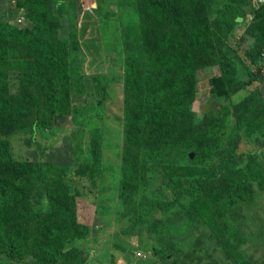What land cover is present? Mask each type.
Instances as JSON below:
<instances>
[{
    "label": "rangeland",
    "instance_id": "374dc122",
    "mask_svg": "<svg viewBox=\"0 0 264 264\" xmlns=\"http://www.w3.org/2000/svg\"><path fill=\"white\" fill-rule=\"evenodd\" d=\"M48 1L57 37L79 41L69 57L66 112L48 107L46 86L56 74L42 67L39 75L33 56L0 63V174L36 162L63 174L29 185L0 214L5 228L20 231L42 215L43 242L51 221L78 228L74 236L65 231L58 253L41 252V264H126L131 242L160 264H264V78H255L264 76L261 0ZM23 3L16 9L18 0H0V22L22 27ZM198 26H209L208 39ZM18 47H6L15 60ZM235 180L246 204L228 206L222 187ZM215 207L231 209L227 237ZM0 264L31 258L0 254Z\"/></svg>",
    "mask_w": 264,
    "mask_h": 264
},
{
    "label": "trees",
    "instance_id": "16d2710c",
    "mask_svg": "<svg viewBox=\"0 0 264 264\" xmlns=\"http://www.w3.org/2000/svg\"><path fill=\"white\" fill-rule=\"evenodd\" d=\"M24 1L26 3H23ZM65 2L66 0H57V5L63 7ZM231 2L237 4L235 0H232ZM22 3L25 4L27 8L23 13L25 16V23L22 27L19 28V26L17 27L16 25L8 26L7 24L0 22V41L3 40V45L0 44V63L5 65H15L19 63L18 61L21 56H33L39 75L41 74L40 70H44L42 67L47 68L56 74V76L51 77L46 86V93L49 97L48 107L54 110V112H66L63 108H60L64 101V91L65 93L67 91V99L69 97V74L72 75L73 73V69L70 67L71 65L69 66V57L71 52L79 48V41L77 43L76 39L71 37H57L55 31L57 21L48 0H18V7L15 8L19 9L22 6ZM256 8H264V1H259ZM234 10V8H229L227 12ZM231 18L238 23L243 20L237 15L230 17V20ZM229 22L230 21H221L220 24L228 26ZM71 29L72 31H76L77 27H73L72 23ZM207 30H209V26L208 28H203L201 26L197 27V33H202L201 35L204 40L209 38ZM211 33L213 34L214 31ZM7 44H20L22 46L18 47L19 50L15 52V55H19V57L16 58L17 61L12 57L14 56V53L11 56L6 49ZM153 54L154 52L149 49L146 53V61L151 62V56ZM128 74L134 77L136 71L131 67L128 70ZM5 75L6 72L3 71V76ZM255 78L256 80H261L264 76L261 74V71H257ZM130 82L131 79L129 77L124 82L128 97L133 94L132 87L129 85ZM125 115V120L127 119L129 121L126 125V128L128 129L129 123L134 120L131 113V105L129 104L126 107ZM149 119L153 121L161 120L158 114H150ZM143 133H145L144 130ZM134 139L135 138L131 136L130 141H133ZM46 166L48 169L44 170L45 164L42 162H36V164L22 163L12 168V170L15 168V172L12 175L0 174V207L5 204L0 210L2 217L18 204L17 201L25 197L29 185H45L46 183H49L48 179L50 178L60 180L63 174L62 168L51 164H46ZM98 168L99 167H97L95 172H99ZM235 184H240V182L235 180L233 183H228L222 187V192L227 199L228 206L246 204V194L242 195L243 190L238 189L239 187ZM241 187L243 186L241 185ZM58 195L53 193L50 189L51 198H57ZM230 210L229 207L227 210H225V208L223 210L220 207H215L213 209L214 215L221 218L218 230L221 234H225V237L231 234L230 220L228 215H226ZM41 216L42 215L34 217L32 222L28 223L26 227H23L20 231L5 228V224L1 220L0 254H4L9 260L30 257L31 264H41L42 256L44 255L41 254V252L48 251L49 254L50 252L56 254L58 253V249H56L58 247L57 244L68 240L65 231H68L67 233L69 236H74L79 232L74 224L76 220L72 222V225L74 224L75 227L71 229H66L61 222L56 223L51 221L48 223V230L45 232L48 241L43 242L39 235L42 227L46 225L47 220H41ZM58 237L61 238V240H59ZM139 248L145 252L140 246ZM123 256L126 264L161 263L158 258L150 253L147 254L145 260L135 261L134 251L130 243L127 245L126 249H123ZM75 264H85V259L81 262H76Z\"/></svg>",
    "mask_w": 264,
    "mask_h": 264
},
{
    "label": "built area",
    "instance_id": "2783aa9c",
    "mask_svg": "<svg viewBox=\"0 0 264 264\" xmlns=\"http://www.w3.org/2000/svg\"><path fill=\"white\" fill-rule=\"evenodd\" d=\"M20 22H22V19L19 17L18 19ZM132 249L134 251V259L135 261L144 260L147 256L146 253L143 252L137 243L131 242ZM122 259L125 261V259L122 257Z\"/></svg>",
    "mask_w": 264,
    "mask_h": 264
},
{
    "label": "clouds",
    "instance_id": "9594fccd",
    "mask_svg": "<svg viewBox=\"0 0 264 264\" xmlns=\"http://www.w3.org/2000/svg\"><path fill=\"white\" fill-rule=\"evenodd\" d=\"M23 9V8H22ZM25 11H23L22 13H24Z\"/></svg>",
    "mask_w": 264,
    "mask_h": 264
}]
</instances>
